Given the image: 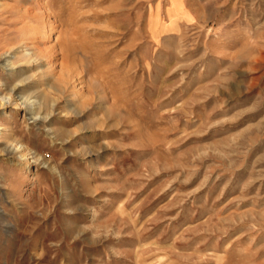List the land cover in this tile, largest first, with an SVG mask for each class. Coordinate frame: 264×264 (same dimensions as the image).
Segmentation results:
<instances>
[{
  "label": "rangeland",
  "instance_id": "obj_1",
  "mask_svg": "<svg viewBox=\"0 0 264 264\" xmlns=\"http://www.w3.org/2000/svg\"><path fill=\"white\" fill-rule=\"evenodd\" d=\"M0 264H264V0H0Z\"/></svg>",
  "mask_w": 264,
  "mask_h": 264
},
{
  "label": "bare ground",
  "instance_id": "obj_2",
  "mask_svg": "<svg viewBox=\"0 0 264 264\" xmlns=\"http://www.w3.org/2000/svg\"><path fill=\"white\" fill-rule=\"evenodd\" d=\"M68 52V51H67ZM9 66V65H8Z\"/></svg>",
  "mask_w": 264,
  "mask_h": 264
}]
</instances>
